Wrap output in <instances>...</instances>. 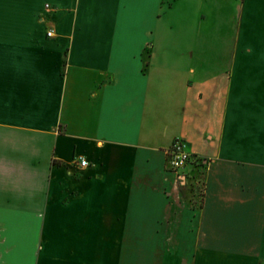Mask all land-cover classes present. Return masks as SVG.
<instances>
[{"label":"crops","instance_id":"obj_1","mask_svg":"<svg viewBox=\"0 0 264 264\" xmlns=\"http://www.w3.org/2000/svg\"><path fill=\"white\" fill-rule=\"evenodd\" d=\"M0 264H264V0H0Z\"/></svg>","mask_w":264,"mask_h":264},{"label":"built area","instance_id":"obj_2","mask_svg":"<svg viewBox=\"0 0 264 264\" xmlns=\"http://www.w3.org/2000/svg\"><path fill=\"white\" fill-rule=\"evenodd\" d=\"M51 35V32L47 33V36ZM165 154L167 157V164L173 172H179L195 159V156L187 151L185 142L180 138L172 142L169 148L165 150ZM197 162H199V160ZM78 165L80 168H85L88 163L85 159L79 158Z\"/></svg>","mask_w":264,"mask_h":264}]
</instances>
